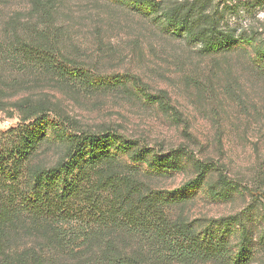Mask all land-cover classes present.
I'll return each instance as SVG.
<instances>
[{
	"label": "rangeland",
	"instance_id": "1",
	"mask_svg": "<svg viewBox=\"0 0 264 264\" xmlns=\"http://www.w3.org/2000/svg\"><path fill=\"white\" fill-rule=\"evenodd\" d=\"M213 1L237 5L226 13L230 27L247 37L264 33V0ZM49 3V17L43 19L32 0H0V48H11L17 38L43 39L81 67L92 83L61 79L31 65L20 69L15 59L4 60L0 130L15 125L24 110L43 109L51 120L67 116L82 129L117 131L154 149L182 147L188 155L181 170L145 178L152 188L167 191L194 178V159L212 161L237 186L223 188L217 183L219 173L210 171L199 186L181 193L169 211L171 218L231 216L230 243L238 247L242 238L249 239V264H264V76L253 47L201 53L163 18L121 0ZM140 87L162 96L168 106L148 100ZM63 151L50 130L34 160L50 166ZM54 264L84 263L62 256Z\"/></svg>",
	"mask_w": 264,
	"mask_h": 264
},
{
	"label": "trees",
	"instance_id": "2",
	"mask_svg": "<svg viewBox=\"0 0 264 264\" xmlns=\"http://www.w3.org/2000/svg\"><path fill=\"white\" fill-rule=\"evenodd\" d=\"M121 1L163 18L173 33L201 53L252 46L264 76V33L247 37L226 21L227 11L237 5L221 6L213 0ZM48 3L32 0L43 19L49 17ZM46 35L41 33L42 38ZM42 40H13L11 48H0V63L15 59L20 69L31 65L61 79L79 77L92 83L81 67ZM140 89L148 100L168 106L162 96ZM50 130L64 151L48 166L34 158ZM187 155L182 147L165 151L117 131L82 129L67 116L51 120L48 110H24L15 125L0 130V264H54L62 256L84 264H249V239L242 238L238 247L229 241L231 216L203 221L170 216L181 193L199 186L210 171L219 173L217 183L223 188L237 186L221 167L194 159L195 176L180 188L167 191L147 183L151 175L181 170Z\"/></svg>",
	"mask_w": 264,
	"mask_h": 264
}]
</instances>
